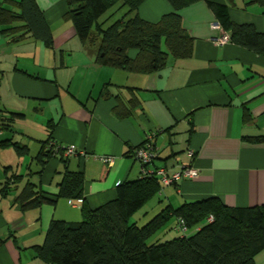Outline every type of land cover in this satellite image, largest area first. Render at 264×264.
<instances>
[{
    "label": "crops",
    "instance_id": "crops-1",
    "mask_svg": "<svg viewBox=\"0 0 264 264\" xmlns=\"http://www.w3.org/2000/svg\"><path fill=\"white\" fill-rule=\"evenodd\" d=\"M35 1L53 33L51 47L31 34L13 42L0 26V110L10 127L0 142L11 141L0 144V238H8L0 264H44L34 249L52 221H82L81 200L58 198L67 170L84 174L85 205L95 210L116 198L120 184L141 178L132 152L148 139L158 150L154 167L173 172L190 164L200 174L161 183L146 217L211 197L229 207L264 205V143L245 139L264 135V55L232 41L217 45L228 32L213 27L218 20L206 2L180 12L194 38L192 57H170L155 73L135 74L97 62L96 49L84 46L65 18L66 0ZM214 1L229 6L234 23L264 33L259 5ZM172 11L166 0H146L137 14L155 23ZM122 112L130 115L121 119ZM50 142L76 146L77 153L44 157ZM100 156H112L114 164ZM28 185L56 202L25 207Z\"/></svg>",
    "mask_w": 264,
    "mask_h": 264
},
{
    "label": "trees",
    "instance_id": "trees-1",
    "mask_svg": "<svg viewBox=\"0 0 264 264\" xmlns=\"http://www.w3.org/2000/svg\"><path fill=\"white\" fill-rule=\"evenodd\" d=\"M145 1L66 0L65 18L72 22L83 45L96 49L98 63L135 74L155 73L166 67L170 57L175 60L192 57L194 38L184 27L180 12L199 2L210 6L233 43L264 55V33L252 25L234 23L228 5L214 0H166L173 11L154 23L137 14ZM244 2L264 9V0ZM119 4L127 9L125 16L107 26L110 19L102 21V18ZM0 26L2 34L13 42L30 34L48 47L54 42L51 28L35 0L1 2ZM132 51H136L135 56L130 55ZM118 115L124 119L130 112ZM0 128L2 132L10 130L2 110ZM245 139L264 143V135ZM13 145L20 149L18 144ZM53 155L58 154L47 148L43 152L44 157ZM84 184L83 173L65 172L58 198L81 200L83 219L76 224L52 221L44 243L34 249L44 264H257L256 257L264 251V205L229 207L219 198L211 197L186 202L179 208L167 206L139 226L131 219L161 192L159 178L126 181L118 186L114 200L95 210L85 205ZM34 188L28 185L23 190L21 200L25 207L56 202ZM142 216L146 218L145 214ZM172 221L176 222L172 229L179 236L150 243ZM181 221L187 227L186 232L180 229ZM7 240L0 238V248Z\"/></svg>",
    "mask_w": 264,
    "mask_h": 264
},
{
    "label": "built area",
    "instance_id": "built-area-1",
    "mask_svg": "<svg viewBox=\"0 0 264 264\" xmlns=\"http://www.w3.org/2000/svg\"><path fill=\"white\" fill-rule=\"evenodd\" d=\"M213 27L216 29H222L219 22L214 24ZM230 41V35L228 33H224L223 36L215 40V43L217 45L223 46ZM1 134L2 130L0 128V135ZM47 150L53 151L56 154L63 153L67 157L77 153L76 146H62L56 143H50L47 147ZM80 153L84 156H87V153L84 151H81ZM188 155L190 158H194L193 151H188ZM132 156L142 165L141 178L156 176L160 179L163 185L177 184L185 180H194L197 179L200 174L199 170L190 164H182L178 170L173 172H170L165 167L155 168L153 165L158 157V150L153 146L150 139H148L142 146L133 150ZM98 159H100L105 165L109 167L114 164V158L112 156H100ZM70 203L73 205V201H70ZM210 220H212V218H210ZM180 229L182 232L187 231L184 221H181Z\"/></svg>",
    "mask_w": 264,
    "mask_h": 264
},
{
    "label": "rangeland",
    "instance_id": "rangeland-1",
    "mask_svg": "<svg viewBox=\"0 0 264 264\" xmlns=\"http://www.w3.org/2000/svg\"><path fill=\"white\" fill-rule=\"evenodd\" d=\"M119 5L114 7L113 9H111L103 18L102 20L108 19L109 17L112 18L111 21H109L107 23V26L110 25L111 23H113L114 21H117L119 18H121L122 16H125V13L127 11V9L124 10H119ZM112 15V16H111ZM122 17V18H123ZM165 49V47H163ZM166 50V49H165ZM188 154V153H187ZM186 154V155H187ZM146 210H148L147 208L142 209L141 211H139L132 219L131 222H138L139 226H143L146 223H148L153 217H155L158 213H160V209L156 210L155 212L151 213L149 216H147L146 218H144V216H142ZM174 227V222H170L165 228H163L159 233H157L153 239L150 241V243H154V242H164L167 241L169 239H172L173 237L179 236V233H177L176 231H174L172 228ZM256 263L257 264H264V251L262 253H260L257 257H256Z\"/></svg>",
    "mask_w": 264,
    "mask_h": 264
}]
</instances>
